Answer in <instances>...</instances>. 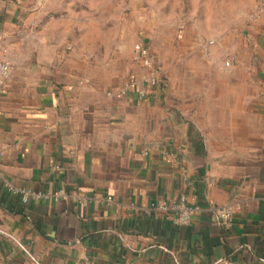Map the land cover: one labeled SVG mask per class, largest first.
<instances>
[{
  "label": "crops",
  "instance_id": "1",
  "mask_svg": "<svg viewBox=\"0 0 264 264\" xmlns=\"http://www.w3.org/2000/svg\"><path fill=\"white\" fill-rule=\"evenodd\" d=\"M65 8L0 0V264H264V65L194 71L209 79L198 121L161 69L140 98L141 64H102ZM183 195L199 208L188 226L174 222Z\"/></svg>",
  "mask_w": 264,
  "mask_h": 264
},
{
  "label": "rangeland",
  "instance_id": "2",
  "mask_svg": "<svg viewBox=\"0 0 264 264\" xmlns=\"http://www.w3.org/2000/svg\"><path fill=\"white\" fill-rule=\"evenodd\" d=\"M61 1L66 8L60 14L68 18L63 25L84 36L89 41L85 50L99 52L102 64L132 70L135 44L148 46L168 86H181V95L198 110V121H206L209 83H204L207 77L191 82L194 71L264 65V39L256 44L250 38L254 22L261 19L253 12L252 0Z\"/></svg>",
  "mask_w": 264,
  "mask_h": 264
},
{
  "label": "built area",
  "instance_id": "3",
  "mask_svg": "<svg viewBox=\"0 0 264 264\" xmlns=\"http://www.w3.org/2000/svg\"><path fill=\"white\" fill-rule=\"evenodd\" d=\"M264 11V0H258L256 5V14H260ZM134 60L141 64L144 68L145 73L141 77L140 81L144 83V87L138 89V96L140 98L147 97L150 93L151 88L161 85L159 67L155 56L152 54L150 48L145 44L139 42L136 43L133 49ZM12 66L8 61H0V76L8 77L11 73ZM130 88H137L139 86L138 80L133 79L129 84ZM144 153L148 154V149L143 150ZM23 193V200L27 201L28 198L34 193L30 189L21 190ZM63 193V192H61ZM36 195V194H35ZM59 195V194H58ZM39 196V195H38ZM109 199H111L109 197ZM160 210L167 209L165 204H160ZM174 210V222L179 226H188L192 224L195 215L198 213L199 208L191 204L185 195L181 196L178 200L173 203ZM234 208L232 206H223L217 209L218 222L221 225L228 226L232 223L234 218ZM0 233H6L2 228H0ZM11 237L12 234L7 233ZM34 259V258H33ZM35 260V259H34ZM36 261V260H35ZM74 264H93V262L85 258ZM219 264H234L230 260L223 259Z\"/></svg>",
  "mask_w": 264,
  "mask_h": 264
}]
</instances>
